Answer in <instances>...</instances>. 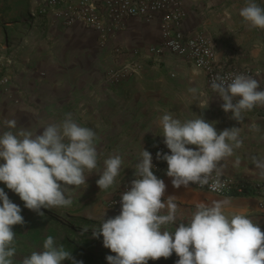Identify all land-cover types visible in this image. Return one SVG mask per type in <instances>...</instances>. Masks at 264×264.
Wrapping results in <instances>:
<instances>
[{
	"label": "crops",
	"instance_id": "crops-1",
	"mask_svg": "<svg viewBox=\"0 0 264 264\" xmlns=\"http://www.w3.org/2000/svg\"><path fill=\"white\" fill-rule=\"evenodd\" d=\"M43 1H38V11ZM182 2L184 34L209 35L218 67L254 71L253 78L264 90V30L250 29L242 21L239 12L246 0ZM255 2L259 5L262 0ZM55 12L52 9L45 14L38 12L20 44L2 57V63L9 64L3 72L8 81L0 85V121L16 119L18 128H38L40 134L41 125L59 123L70 113L80 126L96 133L97 171L102 170L105 159L121 156L123 164L114 185L107 190L97 186L91 192L95 203L85 210L88 217L82 223L79 221L82 229L87 227L88 231L82 233L81 229L75 236L60 237L64 249L76 261L108 264L106 256L115 255L103 247L102 236L92 237L91 230L100 226L104 211L105 219L119 214L120 206H111L114 193L123 180L133 176L142 149L149 152L158 140L164 139L157 122L166 112L181 121L202 116L206 122H215L218 133L239 127L242 143L231 156L219 162L221 174L264 183L253 161L254 157L264 160V106L242 113L244 118L238 123L230 118L231 113L222 110L223 101L208 89L202 70L171 52H150L159 42V16L150 20L128 18L113 37L101 43L98 33L80 23L65 26ZM116 49L123 55L116 54ZM131 66L136 73L129 72ZM118 69L121 71L118 79L109 83L106 74ZM3 130L6 129L0 123V131ZM166 171L167 167L158 178L166 185L163 199L175 197L177 220L176 225L164 226L162 231L174 232L180 222H188L198 203L228 199L226 215H246L264 232V210L258 207L256 198L218 197L189 186L176 189ZM73 238L78 246H74ZM31 253L17 252L14 264H20ZM177 260L173 252L167 259L149 260L148 264H175ZM61 264L71 262L65 260Z\"/></svg>",
	"mask_w": 264,
	"mask_h": 264
},
{
	"label": "clouds",
	"instance_id": "clouds-1",
	"mask_svg": "<svg viewBox=\"0 0 264 264\" xmlns=\"http://www.w3.org/2000/svg\"><path fill=\"white\" fill-rule=\"evenodd\" d=\"M239 15L250 29L264 30V7L255 0H246ZM210 86L223 101L222 110L238 123L244 118L242 113L264 106V90L245 74H235L230 81L217 76ZM0 123L6 129L0 131V183L41 217V209L70 207L73 199L69 193L86 188L88 175H99L96 184L100 190L109 189L120 175L123 160L118 154L105 159L102 170L97 171L96 133L80 126L70 113L59 123L41 125L40 134L38 128H18L16 119ZM214 125L202 116L181 121L167 112L158 119L170 154L156 155L166 161V175L173 188L209 185L213 173L217 179L212 181L211 190L223 187L219 162L240 147V128L218 133ZM140 157L133 173L136 178L119 199V214L105 219L104 211L100 226L91 230L92 237L102 236L103 247L115 254L106 256L108 264H148L149 260L167 259L173 252L178 257L175 264H264V232L246 215H226L228 199L198 203L188 222H180L174 232L162 231L164 226L176 225L175 197L163 199L166 185L153 173L151 153L142 149ZM253 161L264 178V160L254 157ZM20 213L21 208L0 188V264H14L13 226L25 223ZM65 260L83 264L48 236L42 250L33 251L20 264H61Z\"/></svg>",
	"mask_w": 264,
	"mask_h": 264
},
{
	"label": "built area",
	"instance_id": "built-area-1",
	"mask_svg": "<svg viewBox=\"0 0 264 264\" xmlns=\"http://www.w3.org/2000/svg\"><path fill=\"white\" fill-rule=\"evenodd\" d=\"M49 9L55 10V16L63 20L65 26L74 23H80L85 27L98 33L101 43L114 36L121 28L126 19L131 17L152 19L159 16L161 20L160 38L157 46L151 47L150 52L168 51L176 56L183 57L191 65L203 71L206 78V85L211 89V83L215 77L219 76L230 81L235 74H245L254 77L256 72L249 69H222L218 67L215 61V51L212 38L203 33L186 36L182 29L185 18L182 0H44L39 7V13L45 14ZM116 54L122 52L115 50ZM123 55V54H122ZM9 62H0V85L8 81V76L3 74L7 70ZM128 66V65H127ZM125 66V68L127 67ZM118 70H110L106 74V80L113 83L118 79ZM130 73H136L132 66ZM158 142L149 150L152 156L153 173L158 176L167 167L164 160L157 159V152L170 154V150L163 142ZM134 175L122 181L119 188L113 196L112 204L120 206L119 199L127 187H130V181ZM217 179L213 173L210 177L209 185L203 187L198 184H190L189 187L203 191L218 197L225 198H256L258 207L264 210V183L259 181H241L230 178L223 174L219 179L223 187L219 191H213L210 185Z\"/></svg>",
	"mask_w": 264,
	"mask_h": 264
},
{
	"label": "rangeland",
	"instance_id": "rangeland-1",
	"mask_svg": "<svg viewBox=\"0 0 264 264\" xmlns=\"http://www.w3.org/2000/svg\"><path fill=\"white\" fill-rule=\"evenodd\" d=\"M38 1L25 0L21 3V0H0V62L3 61L2 57L13 52L15 47L20 44V40L24 38L29 24H32L38 15ZM234 5H241V3ZM259 5L264 7V0L259 2ZM95 144L97 143L95 142ZM2 163L3 161L0 160V164ZM96 175L92 173L86 177V188L81 186L80 189H74L69 193L73 199L70 207L53 210L41 209L44 213L43 217L25 208L19 196L0 183V188L4 189L9 199L21 208L20 214L25 221L23 225L13 226V231L16 233L14 263L17 262V252L41 251L43 241L48 236H52L58 246L63 245L65 248V243L60 237L79 234L83 226L80 223L84 220L83 218L88 217V212L85 210L95 203L92 200L91 192L97 188L96 180L99 178ZM79 221L81 222L79 223ZM72 240L75 243H73L74 246H78L74 238Z\"/></svg>",
	"mask_w": 264,
	"mask_h": 264
},
{
	"label": "trees",
	"instance_id": "trees-1",
	"mask_svg": "<svg viewBox=\"0 0 264 264\" xmlns=\"http://www.w3.org/2000/svg\"><path fill=\"white\" fill-rule=\"evenodd\" d=\"M25 0H21V3H23Z\"/></svg>",
	"mask_w": 264,
	"mask_h": 264
}]
</instances>
